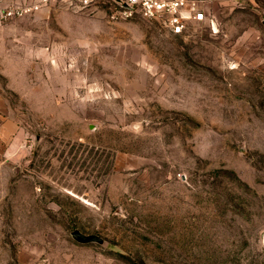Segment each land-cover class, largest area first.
I'll use <instances>...</instances> for the list:
<instances>
[{
  "label": "rangeland",
  "instance_id": "obj_1",
  "mask_svg": "<svg viewBox=\"0 0 264 264\" xmlns=\"http://www.w3.org/2000/svg\"><path fill=\"white\" fill-rule=\"evenodd\" d=\"M197 1L0 26V264H264V0Z\"/></svg>",
  "mask_w": 264,
  "mask_h": 264
},
{
  "label": "built area",
  "instance_id": "obj_2",
  "mask_svg": "<svg viewBox=\"0 0 264 264\" xmlns=\"http://www.w3.org/2000/svg\"><path fill=\"white\" fill-rule=\"evenodd\" d=\"M53 3L72 10H98L106 5L111 21L137 17L162 22L176 36L189 32L193 24L207 21L197 0H38L21 4L16 0H0V26L14 19L32 15Z\"/></svg>",
  "mask_w": 264,
  "mask_h": 264
},
{
  "label": "water",
  "instance_id": "obj_3",
  "mask_svg": "<svg viewBox=\"0 0 264 264\" xmlns=\"http://www.w3.org/2000/svg\"><path fill=\"white\" fill-rule=\"evenodd\" d=\"M71 235L73 239L81 245H90V244L104 245L105 244V240L102 237L95 235V234L87 235L77 229L74 230L71 233Z\"/></svg>",
  "mask_w": 264,
  "mask_h": 264
},
{
  "label": "crops",
  "instance_id": "obj_4",
  "mask_svg": "<svg viewBox=\"0 0 264 264\" xmlns=\"http://www.w3.org/2000/svg\"><path fill=\"white\" fill-rule=\"evenodd\" d=\"M31 3V2H30ZM3 92L0 94V126H3L4 124V96L2 95Z\"/></svg>",
  "mask_w": 264,
  "mask_h": 264
}]
</instances>
